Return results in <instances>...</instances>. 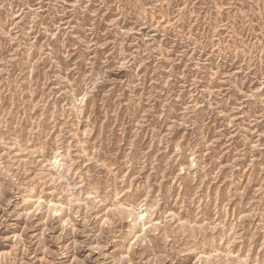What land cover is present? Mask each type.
<instances>
[{
  "label": "rangeland",
  "instance_id": "rangeland-1",
  "mask_svg": "<svg viewBox=\"0 0 264 264\" xmlns=\"http://www.w3.org/2000/svg\"><path fill=\"white\" fill-rule=\"evenodd\" d=\"M0 264H264V0H0Z\"/></svg>",
  "mask_w": 264,
  "mask_h": 264
}]
</instances>
